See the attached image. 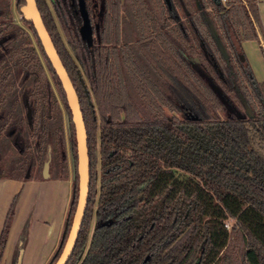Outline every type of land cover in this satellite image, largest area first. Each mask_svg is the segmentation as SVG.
<instances>
[{
	"label": "trees",
	"instance_id": "1",
	"mask_svg": "<svg viewBox=\"0 0 264 264\" xmlns=\"http://www.w3.org/2000/svg\"><path fill=\"white\" fill-rule=\"evenodd\" d=\"M34 1L85 131L86 205L64 264H264V81L240 48L257 40L264 59L255 0ZM22 3L14 0L19 15ZM123 11L132 43L121 36ZM7 18L0 11V129L18 151L30 150L21 117L7 122L22 107L36 151L27 166L35 156L47 161L50 178L66 177L65 112L73 178L52 264L76 202L73 125L30 21L20 15L24 29ZM15 201L0 229V259Z\"/></svg>",
	"mask_w": 264,
	"mask_h": 264
},
{
	"label": "crops",
	"instance_id": "2",
	"mask_svg": "<svg viewBox=\"0 0 264 264\" xmlns=\"http://www.w3.org/2000/svg\"><path fill=\"white\" fill-rule=\"evenodd\" d=\"M264 31V0H255ZM257 40H242L241 51L256 81H264V59ZM70 183L67 179H27L0 174V229L10 201L17 195L0 264H45L59 240ZM33 188V189H32ZM32 191V195L30 194ZM31 211L27 221V213ZM26 230L22 234V226ZM20 241V251H16Z\"/></svg>",
	"mask_w": 264,
	"mask_h": 264
},
{
	"label": "water",
	"instance_id": "3",
	"mask_svg": "<svg viewBox=\"0 0 264 264\" xmlns=\"http://www.w3.org/2000/svg\"><path fill=\"white\" fill-rule=\"evenodd\" d=\"M212 1L218 2L219 0ZM19 12L23 19H25L26 21H30L42 47V50L60 83L73 125L77 175L76 202L62 247L52 263L64 264L72 250L86 205L88 163L86 155L84 125L79 110L77 96L67 76V73L54 49L50 37L42 23L39 12L36 8L35 1L23 0V3L19 6ZM41 173L42 175L47 174V161L43 163Z\"/></svg>",
	"mask_w": 264,
	"mask_h": 264
},
{
	"label": "rangeland",
	"instance_id": "4",
	"mask_svg": "<svg viewBox=\"0 0 264 264\" xmlns=\"http://www.w3.org/2000/svg\"><path fill=\"white\" fill-rule=\"evenodd\" d=\"M194 5V4H193ZM0 11H2V13H5L6 16L8 17L7 19L11 21L12 24L14 25H18L21 26L22 28L24 27V29H26V26L21 22L20 19V15L17 13L16 9H15V5H14V0H0ZM175 11L177 12V14L179 16H182V10L175 6ZM209 11V9H208ZM209 14H211V11H209ZM29 34V32H28ZM121 36L123 38L124 41L126 42H131L134 39V33H133V24H132V20L130 18V16L126 13V12H122L121 14ZM29 41L27 42V44H30L32 46L35 47V43L34 40L32 38V36L29 34ZM151 74H153V72H151V70L147 67L146 68ZM12 73H13V83L15 84V89H19L20 88V83L18 82L20 79V71L18 69L12 68ZM25 83V82H24ZM52 87V91L53 93L56 95L57 98H59L56 87L54 86V84H51ZM61 106V105H60ZM164 112L168 113V111L164 108ZM9 114H10V118H8L7 122L10 121H17L22 120L21 123V128L23 130V134H24V139L25 142H27V144H29L30 146V150H24V151H18L17 146L15 145V143L13 142L12 136H7L4 133V129H0V172H2V175L5 176H12V177H16V178H21L23 179V177L28 176V179H47L50 178L48 176V165H47V174H43L42 175V164L44 163V161L41 163H36L37 161V156H35L34 161L32 163V167H30V169L28 168V162H29V158L28 155L29 153L36 155V151H34V146H33V142L32 140L27 139V123L25 122V114H24V110L21 107L18 110V113H14L13 111L11 112V110H9ZM175 115L178 117V114L175 113ZM61 126H62V130H63V134H64V146H65V152H66V177L65 178H56V179H67L68 182L70 183V187H69V196H70V189H71V180L73 178V166H72V157L70 154V150H69V142L67 140V129H66V119H65V112L63 111V109H61ZM6 125V124H5ZM28 133V132H27ZM41 164V165H40ZM30 170V171H29ZM40 175H39V174ZM174 174L178 177V178H183L185 176L184 173L175 170ZM98 175H96L97 178ZM27 180V179H26ZM33 189V188H32ZM31 195L33 194L32 191H30ZM16 194V198H17ZM69 196H68V200H67V204L69 201ZM67 208V205H66ZM14 211V209H13ZM66 212V209H65ZM30 214L31 211H28L27 213V221L30 218ZM65 215V214H64ZM229 220H225V228L227 226H229ZM94 223V218L91 219V224H90V229L92 227ZM26 225L22 226V230H26Z\"/></svg>",
	"mask_w": 264,
	"mask_h": 264
},
{
	"label": "flooded vegetation",
	"instance_id": "5",
	"mask_svg": "<svg viewBox=\"0 0 264 264\" xmlns=\"http://www.w3.org/2000/svg\"><path fill=\"white\" fill-rule=\"evenodd\" d=\"M23 82H25V83H26V82H27V79L25 78Z\"/></svg>",
	"mask_w": 264,
	"mask_h": 264
},
{
	"label": "built area",
	"instance_id": "6",
	"mask_svg": "<svg viewBox=\"0 0 264 264\" xmlns=\"http://www.w3.org/2000/svg\"><path fill=\"white\" fill-rule=\"evenodd\" d=\"M221 1H223V0H221Z\"/></svg>",
	"mask_w": 264,
	"mask_h": 264
}]
</instances>
